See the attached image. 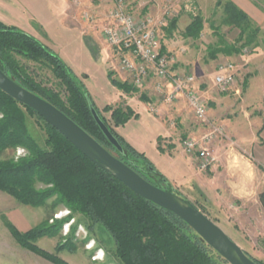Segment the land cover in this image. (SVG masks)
<instances>
[{"label": "trees", "instance_id": "1", "mask_svg": "<svg viewBox=\"0 0 264 264\" xmlns=\"http://www.w3.org/2000/svg\"><path fill=\"white\" fill-rule=\"evenodd\" d=\"M223 13L224 22L238 29L240 37L247 31L244 40L241 39L244 42L240 48L253 45L258 29L249 25L251 22L247 17L228 2L224 4ZM201 22L196 18L187 32L197 35L201 31ZM221 52L230 54L239 50L232 48ZM31 64L46 67L58 82L57 89L40 81ZM0 70L17 85L66 115L106 151L111 155L114 152L115 158L148 183L178 196L176 189L159 174L144 154L137 152L108 128L121 146L122 152H117L111 146L91 115L89 104L100 117L89 94L83 85L77 83L59 57L34 37L2 22ZM112 83L119 89L126 90L114 80ZM105 110L109 111L110 108ZM26 115L37 117L45 125L47 150L39 147L28 134L25 127ZM111 118L115 127H119L131 118L136 119V116L130 109L122 110L118 107L112 111ZM100 119L104 123V119ZM18 148L23 149L26 154L19 158L1 159L5 152ZM138 162L143 167L138 166ZM146 173L156 181L148 178ZM0 192L20 205L31 208L44 207L53 199L54 205L79 214L92 225H101L111 236L114 256L121 264H217L212 250L182 220L129 191L111 174L83 156L34 111L18 104L1 91ZM258 202L264 209V187L258 194ZM3 220L21 248L49 263L66 264L55 255L37 247L34 242L42 237L55 236L67 219L56 222L53 226L45 223L25 233L5 223L4 218ZM262 243L264 247V239ZM64 249L73 251L68 243L57 247L56 252ZM245 255L248 257V254ZM218 260L227 264L219 257ZM251 260L261 264L252 258Z\"/></svg>", "mask_w": 264, "mask_h": 264}, {"label": "rangeland", "instance_id": "2", "mask_svg": "<svg viewBox=\"0 0 264 264\" xmlns=\"http://www.w3.org/2000/svg\"><path fill=\"white\" fill-rule=\"evenodd\" d=\"M112 1L114 3V0ZM127 1L130 4V6L133 7V9L134 8L137 9L138 6L141 5V9L139 8L140 10L137 11V13L141 12L142 15L147 14L146 12L143 11L144 8H146L147 5L151 6L154 3V1H150L147 3V1L145 0H135V1L127 0ZM200 2H202V0L199 1L190 0L188 1L187 4L190 5V7L193 9L194 7L199 6ZM37 3L39 10L42 9L41 11L42 16L46 19H49L50 16L52 15V19H53L52 21L56 23L58 18L54 12L55 4L51 5L50 0H37ZM88 3L90 2L88 1ZM87 6L91 7L90 5ZM223 7L224 5L219 10L215 8L214 9L215 15H213L212 18H209L211 24L214 23V26L217 27V31L215 30V33L212 34L211 32L205 33L204 35L206 37H204L202 41H200L201 39H199L200 32L197 35H195L193 32L189 33L187 31L184 33L186 38L191 39L188 42L191 45L190 54L192 56V61H191L192 65L189 67V70H187V73L189 74H181V75H191L194 77V83L191 85V87H193L194 90H196L198 94L202 97L203 101L206 104V107H208L207 105L208 95L211 93L212 88L215 89L213 84V77L218 67L225 63L233 64L234 67L236 68L237 70L235 76L236 84L232 86L229 92L223 94L219 93V94L226 96L229 95L231 97V100H233L232 103L234 101L235 102L240 101V99L242 98L243 88H244V80L243 77L241 76V72L242 70H244V66L240 55L248 54L249 52H251V50L255 48L256 42H258L257 39H259L258 38L259 35L256 34L255 42L253 45H251L250 47L240 48L244 42L241 39H243L246 36L247 31L244 32L242 34L243 36L240 37V31L238 29L227 25L224 22L225 17L223 16ZM110 10L108 11L106 10L102 15L97 14L96 17V14H93L92 11L90 13V11L84 9V11L89 13V14L87 13L88 15L87 21L90 23L89 26L91 27V29H94V32H96V34L102 39H103L102 30L103 27L108 23V14ZM151 15L157 16L154 14ZM198 18L201 21L205 20V18L203 17L202 18L198 17ZM249 25L253 28L255 27L253 26V24H249ZM165 26L161 29V31L165 28ZM65 34L66 36H68L71 39L73 38V40L77 42L76 40L77 31L70 30L68 31V33ZM89 45H90V41L86 37L84 38V36L81 35V50L84 57H81V63L75 66L72 65L71 68L72 70L68 66L67 67L71 71L72 75L76 78L77 83L83 86L85 83L86 86H84V88L87 87V89L85 88L86 91L88 90L91 93V95L96 101L97 106L104 103L103 101L105 100L104 97L106 95V91L109 89V87H107L109 86L108 84H110V86L114 88V90H116V92L118 93L117 95H119V97L116 99V102H113L110 105H106L104 108L98 109L95 106L94 102L92 101L95 108L99 112L100 117L104 119V123L107 126V128H110L117 135H119L117 129L123 127L124 125L115 127L113 119L111 118V113L118 107L121 108L122 110H125L126 108L130 109L133 115L136 116V119L135 118L130 119V120L134 119L135 121H132L129 124H127L124 128L123 133L126 135L128 140H131L133 145L138 150L137 152L144 150L148 155L150 154L149 152L150 149L153 148L152 145L153 135L161 131L159 125L151 124L150 121L151 117L158 118L160 121H163L164 124L167 126V128L170 127L169 125L173 126V130L172 129L170 130L172 132H175L176 134L172 140L162 139V138H159L157 140V145H156L157 150L158 151L159 149L161 150L159 152L163 151L162 150L163 146H164V151L173 147L174 146L173 140L175 141L176 144H178L177 146L178 147L180 146V148L183 150L182 142L189 140L190 139L188 138L189 136L193 137V140L194 137L195 139H199L201 138V136L212 131L213 129L220 128L222 131V135H217L216 137H213L212 142L207 146L210 149V151L217 156L218 162L212 168L202 173L207 174L210 172V170H212L214 167H217L220 164L221 166L222 165L228 166L229 164V171L230 174H232V176H229L230 174L227 176L229 177V179L236 181L237 176L235 174L240 172H243L241 174L244 175L245 177L246 176L252 177V175H250L251 171H249L248 169L243 170V168H240L241 162L245 160L244 158H241L239 155V153H241L240 145L237 142H235V140L227 136V134L225 133L223 128L219 125V123H215V122L207 123V121L206 123H202L198 121L193 116L185 97L183 95L182 96L179 95L176 97V99H178L179 97H183L187 104L188 109L192 114L191 116L189 112L187 113L186 110L182 109V113L186 123V127L184 128L186 132L183 133L184 129H182L181 132V129L180 130L178 129L180 125L179 126L176 125L178 121L172 118L173 116L172 113L170 114L167 111L165 115H163V113L159 112L160 109L163 108V106H160L162 105V103L156 100V98L157 97L159 98V96L163 99L165 103H172L176 99L173 100L172 102H166L163 96L157 91H156L157 97H155V99L154 98L150 99L148 96L146 97V94L143 93L145 95L144 96L142 92L144 91L143 90L144 87L146 85L148 86L149 80L146 79L143 85L140 87L134 86L132 83L131 75L130 77H127L124 74L125 72L121 70L120 65H118L119 67L117 71L116 67H117V62L119 64V58L114 53L112 48H110L108 45L107 46L111 51V55L107 65V79H108V83H107L106 75L104 72V66L102 62L99 60V58L97 59L96 57H93L92 51H89L90 49L88 50V48H90ZM232 48H234L237 51L239 50V52L236 53L231 52L230 54L221 52V50H227V49L231 50ZM31 66L35 68L36 70L35 72L38 75V79L40 81H43V83L48 87L57 89L58 82L54 79V77L46 67H40L39 65H35V64H31ZM72 71L78 75L81 74V78H77ZM113 80L116 83L123 85L126 90L119 89L118 86L113 85L112 83ZM155 83L156 80L154 82V86ZM235 91H238V94H236ZM235 102L234 104H237ZM153 103L156 106H153L152 105ZM106 108H110V110L106 111L105 110ZM167 109L168 107H166V110ZM221 112L222 113H220L219 111L217 113L216 116L218 117L216 118H219L223 115H228V112L226 113H223V111ZM139 114H141V118H139ZM231 114L232 113H230V115ZM25 127L28 134L34 140V142L43 150H47L45 146V140H46L45 125L39 119H37V117L26 115ZM187 127L193 129L195 132L198 133H196L195 135H190L187 132V130L190 129H187ZM183 152L187 154L184 150ZM25 154L26 153L23 149L18 148L15 151L5 152L4 154H2L1 159L19 158L24 156ZM112 155L113 156L115 155L114 152H112ZM187 155L193 156L195 154H187ZM224 157L228 159L227 162H225ZM138 166L143 167V165L140 162H138ZM258 169L261 172L259 171L260 172L259 178L256 181L257 187L262 186V184L264 183V170L263 169L261 170L260 168ZM146 175L148 176V178L152 179V181L154 182L156 181V179L150 177L149 174L146 173ZM239 181L240 183H242L240 179ZM37 188H39V186H37ZM175 189L178 197L183 199L187 204L192 205L195 209L199 210L214 224L216 223L215 225H217L234 244H236L239 248L240 245H243L245 250H243L242 248L240 249L243 252L246 251L245 253L248 254V257H251L255 261L264 264V247L262 243L263 239H260V236L256 238L254 236L253 239H248L246 235L245 241L238 239L240 235H235L233 231L225 228L224 224L226 220L224 218L226 217H222L221 210L218 212L216 210L214 211L213 209L211 210L210 206L212 202L210 203L208 202V200H206V197L201 190L197 188L192 189L190 187L175 188ZM1 199H3V202L1 201ZM52 200L53 199L49 200L46 206L44 207L31 208L28 206L20 205L10 196L0 192V264H52L32 254L31 252L21 248L11 236L7 226L4 224L3 218L5 219V223L11 224L16 230H18L21 233L28 232L29 230H32L33 228L41 226L42 224L45 223H47V225L49 226H53L54 224H56V222H60L64 219H67V221L61 226L59 232L55 236L50 238L49 237L39 238L34 242V244L43 251L55 255L57 258H59L61 261L65 262L66 264H121L114 256V245L111 236L103 229L101 225L98 224L92 225L87 219L80 216L79 214H73L68 210L64 209L60 205H54V203H52L53 202ZM234 201L235 200H233L234 203L233 207L235 209L238 206H236ZM224 204L226 203L220 205L224 206ZM256 209L257 208L252 207V210H249L248 216L249 217L257 216L259 214V211H256ZM235 211L230 210V214L231 215L234 214L233 212ZM228 212L225 214L226 216H228ZM260 215L261 214H259V216ZM240 217L247 218V215L244 213V215L243 216L241 215ZM259 218L261 219V217ZM68 243H70L73 248L72 252H68L66 249L62 250L61 252H56L57 247ZM212 256L216 259L217 264H223L221 261L218 260L219 256L213 250H212Z\"/></svg>", "mask_w": 264, "mask_h": 264}, {"label": "crops", "instance_id": "3", "mask_svg": "<svg viewBox=\"0 0 264 264\" xmlns=\"http://www.w3.org/2000/svg\"><path fill=\"white\" fill-rule=\"evenodd\" d=\"M145 1L147 3L154 1L151 6L147 5L144 8L143 11L146 13L163 15L164 12L169 11V15L166 16V26L160 33V45L162 52L168 54L171 59V74H189L187 70L192 65V56L190 54L191 45L188 41L191 39L186 38L184 35L188 27H190L196 18L203 17L205 20H202L201 23L200 41L206 37L205 33H215L217 27L214 26V23L211 24L209 18L215 15V8L219 10L226 2L231 3L258 29L259 39H257L258 42H256L255 48L248 54L240 55L244 66V70L241 72L244 80L242 98L239 102L234 101L237 103L234 104L229 95H220L212 88L211 93L208 95L206 115L207 123H219L227 136L240 145L241 153L239 155L245 159L241 162L240 168L251 171L250 175L252 177H245L241 174L243 172L239 171L240 173L235 172L237 176L236 181L229 179L227 177L230 174L229 164L228 166H221L220 164L210 170L209 173L203 174L197 168V156L185 154L174 140L173 147L164 151L163 146V151L159 152L156 146L157 140L159 138L172 140L176 134L170 130H173V126L169 125L170 127L167 128L164 122L158 118H150L151 124L159 125L161 128L159 133L153 135V148L149 151L151 155H148L144 150L139 152L143 153L151 161L159 174L174 188L190 187L201 190L206 200L210 203L212 202L213 205L211 204L210 206L211 210L213 209L217 212L221 210L222 217H226L224 218L226 220L224 224L225 228L233 231L235 235H240L238 239L245 241L246 235L248 239H253L254 236L255 238L260 236V239H264V209L258 202V194L261 192L264 183L262 186L257 187L256 185L261 172L258 168L264 170V0H202L199 6L193 9L187 4L190 0ZM50 2L51 5L55 4L54 12L58 18L57 24L52 21V15L49 19L42 16V9L39 10L37 0H0V22L34 37L56 54L70 69L72 65L75 66L81 63V57H84L81 50V35L84 38L86 37L90 41V48L88 50L90 49L89 51H92L93 57L99 58L102 62L108 83L107 65L111 51L106 42L89 26L90 23L87 21L88 12L84 11V9H87L90 13L92 11L97 17V14L102 15L106 10L112 9L113 1L50 0ZM70 30L77 31V42L73 38L71 39L66 36L65 33H68ZM118 65L117 62V71ZM73 73L77 78H81V74ZM124 74L130 77L129 74ZM148 80V86L146 85L143 89L146 93L142 90V94H146V97L148 96L150 99H155L157 97L154 86L155 80L152 76ZM108 85L109 89H106L104 103L99 106L96 105L95 99L87 90L98 109L116 102V99L119 97L116 90L110 84ZM84 86H86L85 83ZM85 88L87 89V87ZM156 100L162 103L160 106H163L159 112L163 113V115L167 111L170 114L172 113V118L178 121L176 125H180L178 129H181L182 132V129L186 127L182 109L191 114L184 98L179 97L172 103H165L160 96ZM152 105L156 106L154 103ZM166 107H168L167 110ZM219 111L220 113H222L221 111L223 113L228 112V115L216 118ZM230 113L232 114L230 115ZM139 118H141V114H139ZM132 121L135 120H130L123 127L118 128L117 132L131 147L138 151L131 140H128L123 133L125 126ZM187 129H190L187 130L190 135L198 133L191 128L187 127ZM184 132H186L185 129L183 130ZM188 138L193 139L191 136ZM224 160L225 162L228 161L226 157H224ZM229 176H232V174ZM239 179L242 183H240ZM233 200H235L234 202L238 206L235 209L233 207ZM1 201L3 202V199ZM223 203L226 204L224 206L220 205ZM252 207L257 208L256 211H259L261 215L249 217V210H252ZM230 210H236L233 212L235 215H231ZM227 212L228 216L225 215ZM244 213L247 215V218L240 217ZM240 248L245 250L243 245H240Z\"/></svg>", "mask_w": 264, "mask_h": 264}, {"label": "built area", "instance_id": "4", "mask_svg": "<svg viewBox=\"0 0 264 264\" xmlns=\"http://www.w3.org/2000/svg\"><path fill=\"white\" fill-rule=\"evenodd\" d=\"M139 8L141 9V5L133 9L127 0H114L108 14V23L102 30L104 41L118 56L121 70L131 75L134 86H142L145 80L152 76L156 80V91L166 102H172L177 96L183 95L193 116L206 123V104L191 87L194 77L171 74V59L161 49L160 33L167 22L169 11L163 15L152 16L148 13H137ZM236 73L233 64L225 63L219 66L213 77L216 91L220 94L229 92L236 84ZM235 93L238 94V91ZM217 135H222L220 128L213 129L199 139L182 142V148L187 154L197 156V168L200 172L207 171L218 162L217 156L207 147Z\"/></svg>", "mask_w": 264, "mask_h": 264}, {"label": "water", "instance_id": "5", "mask_svg": "<svg viewBox=\"0 0 264 264\" xmlns=\"http://www.w3.org/2000/svg\"><path fill=\"white\" fill-rule=\"evenodd\" d=\"M0 91L18 104L34 111L83 156L111 174L129 191L182 220L227 264H256L199 210L191 207L180 197L148 183L131 168L106 151L66 115L48 102L17 85L1 70ZM89 110L107 141L117 152L121 153V146L109 132V129L102 122L91 104H89Z\"/></svg>", "mask_w": 264, "mask_h": 264}]
</instances>
